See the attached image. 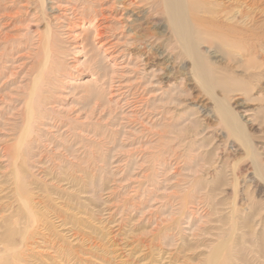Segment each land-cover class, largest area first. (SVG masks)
<instances>
[{"label":"rangeland","instance_id":"1","mask_svg":"<svg viewBox=\"0 0 264 264\" xmlns=\"http://www.w3.org/2000/svg\"><path fill=\"white\" fill-rule=\"evenodd\" d=\"M110 2L92 7L109 12ZM47 6L0 0V264H264V0H209L195 12L226 37L195 39L208 87L193 78L167 12L145 5L144 19H120L111 32L130 66L118 77L93 53L104 37L81 32L78 17L56 30ZM44 50L49 111L31 128ZM118 83L131 89L123 109ZM183 221L190 230L178 233Z\"/></svg>","mask_w":264,"mask_h":264},{"label":"bare ground","instance_id":"2","mask_svg":"<svg viewBox=\"0 0 264 264\" xmlns=\"http://www.w3.org/2000/svg\"><path fill=\"white\" fill-rule=\"evenodd\" d=\"M101 2L102 0H72V1H68V0H41V3H45L46 5H48V10H50L52 13H53V22L54 24L56 22L54 27L57 29H64L65 30V27H69L68 24L70 23L71 20H74L76 17L80 18V31L83 32L85 30H91V37L94 38V37H104L98 45H96V43H94L93 41H91V46H92V49L94 50L93 53H95V56H98L99 57V60L100 61H103L104 63V66L106 68H108L112 73H116L118 74L117 76L120 77L121 76V73L119 71L121 70H124L126 68H129V64H130V58L127 59L126 55H125V52H126V49L125 48H122L120 50L116 49V46L118 45L119 43V40L120 38H115L116 36L113 34V29H118L120 27H122L123 23L120 21V19L124 16H127L125 17L126 19V22H132V21H136L137 19H142L139 15L140 11H139V8L143 7V6H147L149 9H157V10H163L165 12H167L168 14V21H167V26L171 27L172 29V34L173 37L176 39V41L181 45L182 51L186 52V56L189 55V57L191 58V63H190V68H191V71L193 73V78L195 77V79H198L200 81V83H204L205 87H208L210 82L213 81V79L211 78L212 76L210 75L209 78L206 77V68L203 64V62L201 61V57H200V54L198 53L197 51V43L195 41V39L197 40V42L199 40H202L204 38H207V37H212V38H215V39H221V40H225V35L222 34V32L220 31H217L215 30V25L212 21H208V20H205V19H202L200 18L195 12H197V9L200 8H205L207 6V4L209 3V0H105V1H111L110 4V8L111 10H109V12H101L100 10L97 12L95 9H93V5L94 4L93 2ZM104 1V0H103ZM216 2V0H214ZM104 4V2H103ZM98 5V4H97ZM100 5V4H99ZM114 5V7H113ZM93 6V7H92ZM92 8V9H91ZM109 8V9H110ZM113 10H115L116 12L113 13ZM128 9H130L128 11ZM145 9V8H144ZM90 11V12H89ZM106 11V10H105ZM117 11H124V13H126L125 15H123L124 13L121 12V14H117ZM127 11V12H126ZM130 12V13H128ZM144 12V11H143ZM202 12H206V11H202ZM1 13V12H0ZM128 13V14H127ZM152 13V12H151ZM161 13V12H159ZM5 13H3L4 15ZM143 14V13H142ZM141 14V15H142ZM154 14V13H152ZM156 14H158L156 12ZM155 14V15H156ZM166 14V13H165ZM144 15V14H143ZM150 15V14H149ZM160 16V15H159ZM150 17V16H149ZM62 18V19H61ZM76 18V19H78ZM87 19V26L84 27V19ZM1 19V18H0ZM65 19L67 21H65ZM85 19V20H86ZM96 19H98L96 21ZM111 19V20H109ZM144 19V18H143ZM148 19V16L147 18ZM180 19L181 23H177L176 21ZM23 20V19H22ZM2 21V19H1ZM66 22V25L64 24H60L59 22ZM93 21H96L94 24H93ZM38 22V21H37ZM73 22V21H71ZM109 22H112L114 23V25H117L116 27H113L112 24H110ZM161 22V21H160ZM158 22V21H150V24H154L158 27H160L161 23ZM145 23V22H144ZM164 23V22H163ZM142 24V23H141ZM51 25V24H50ZM163 25V24H162ZM134 27V26H132ZM52 28V27H51ZM131 28V27H130ZM135 28V27H134ZM133 28V29H134ZM50 29V28H48ZM67 29V28H66ZM167 29V28H166ZM71 29H69L70 31ZM170 30V29H169ZM217 31L215 34L214 33H211V31ZM52 31V30H51ZM53 31H54V28H53ZM62 31V30H61ZM60 31V32H61ZM59 32V31H58ZM89 32V31H88ZM87 32V34H88ZM63 33V32H62ZM147 34V36H149V40L151 42V40H154L155 42L158 40L157 38H155L156 36H154L150 31H149V28L146 30L145 32ZM170 33V32H169ZM211 33V35H210ZM1 34V33H0ZM5 34V33H4ZM66 37L65 38H69L70 36H72L73 34L69 33V32H66L65 33ZM86 34V35H87ZM168 34V33H167ZM37 35V34H36ZM61 35V34H60ZM76 35V34H75ZM105 35V36H104ZM107 35V36H106ZM4 36V35H3ZM6 36V35H5ZM62 36V35H61ZM79 36V35H78ZM88 36V35H87ZM109 37H113L111 39H108ZM6 38V37H5ZM30 38V37H29ZM34 38V37H33ZM32 38V39H33ZM132 38V37H131ZM10 39V38H9ZM51 39V38H50ZM101 39V38H100ZM57 40V39H56ZM60 40V39H59ZM93 40V39H92ZM4 41V40H3ZM11 41V40H10ZM9 41V42H10ZM30 41V40H29ZM35 45L36 47L39 45V44H43V42L41 43V37L40 35H37L36 37V41H35ZM205 42V41H204ZM13 43V42H12ZM45 43V41H44ZM53 43V42H52ZM57 43V42H56ZM79 43V42H78ZM6 44V43H5ZM63 44V43H62ZM61 44V45H62ZM131 44V42H130ZM54 45V44H53ZM80 45V44H79ZM175 45V44H174ZM11 46V45H10ZM77 46V45H75ZM127 46V45H126ZM150 46V45H149ZM179 46V45H178ZM16 47V46H15ZM43 47V46H42ZM53 47V46H52ZM51 47V48H52ZM57 47V46H56ZM61 47V46H59ZM3 49H6L5 47H2ZM1 48V49H2ZM13 48V47H12ZM11 48V49H12ZM29 48V47H28ZM47 48V46H46ZM80 48V47H79ZM84 47H82L83 49ZM100 48H103V50H100ZM14 49V48H13ZM37 49V48H36ZM50 49V48H49ZM67 49V48H66ZM57 50V49H56ZM61 50V49H60ZM7 51V50H6ZM46 51V50H44ZM74 51V50H73ZM2 52V51H1ZM0 52V53H1ZM10 52V51H9ZM8 52V53H9ZM40 52V50H39ZM78 52V51H77ZM80 52V51H79ZM166 51H164L165 53ZM3 53V52H2ZM11 53V52H10ZM53 53V51H52ZM5 54V53H4ZM36 55V53H35ZM1 56V55H0ZM3 56V54H2ZM1 56V57H2ZM48 54H47V51L45 53V61H44V65L42 67V70L40 71L41 73L36 76L34 79H33V91L31 93V97L30 99L33 101V106L30 107L29 109V113H28V119H29V122H30V126L31 128L35 126H37V124H41L40 123V119L42 118H45V114H47V111H49L48 109L47 110H44V97L42 94L44 92H46V88L49 87V84H50V79L49 77L45 74L48 72ZM53 56V55H52ZM51 56V57H52ZM135 56V55H134ZM6 57V56H5ZM62 57V56H61ZM119 57H121L120 59H118ZM136 57V56H135ZM139 57V56H137ZM188 57V58H189ZM37 58V57H36ZM68 58V57H67ZM65 58V59H67ZM118 59V60H117ZM203 59V58H202ZM2 60V59H0ZM3 61V60H2ZM51 61V60H50ZM135 61V60H134ZM66 62V61H65ZM6 63V62H5ZM57 63V62H56ZM69 63V62H68ZM98 63H101V62H98ZM3 65V64H2ZM68 65V64H67ZM133 65V64H132ZM69 66V65H68ZM100 66V65H99ZM55 67V66H54ZM135 67L138 68V65H136ZM3 68V67H2ZM1 68V69H2ZM56 68V67H55ZM6 69V68H4ZM139 69V68H138ZM51 70V69H50ZM49 70V71H50ZM2 71V70H1ZM54 71V70H53ZM56 71V70H55ZM109 71V72H110ZM125 71V70H124ZM154 71V70H153ZM57 72V71H56ZM108 72V71H107ZM145 71L142 70V73L143 74ZM151 72V71H150ZM3 73V72H2ZM0 73V74H2ZM53 73V72H52ZM191 73V74H192ZM152 74V73H151ZM51 77V76H50ZM54 77V76H53ZM139 77V76H138ZM146 77V76H145ZM124 78V77H123ZM52 79V77H51ZM54 79V78H53ZM223 79H226V77H223ZM194 80V79H193ZM197 80V81H198ZM120 82V81H118ZM140 82V81H139ZM199 83V82H198ZM53 84V83H52ZM102 86V85H101ZM100 86V87H101ZM106 86V85H105ZM118 86L119 88L121 89H124V91L121 92L122 93H119L118 96L119 98L117 100H115V106H118V108H122L123 109V106L125 105H128L130 101L127 100L126 97H123L124 94H126V96L128 94H130V86H125L118 83ZM171 86V85H170ZM45 87V88H44ZM51 87V86H50ZM110 87V86H109ZM60 88V87H59ZM139 88V87H138ZM53 89V88H52ZM101 89V88H100ZM172 89V88H171ZM169 90V89H168ZM49 91V90H48ZM53 91V90H52ZM103 91V90H102ZM102 93V92H101ZM118 93V92H117ZM166 93V92H165ZM50 94V93H49ZM110 94V93H109ZM125 96V95H124ZM129 98V97H128ZM133 98V97H132ZM135 99V98H134ZM145 99V98H144ZM218 99V97H217ZM137 100V99H136ZM135 100V101H136ZM219 100V99H218ZM217 100V102H218ZM221 100V99H220ZM120 101H122V104L119 105ZM143 101V100H142ZM141 101V102H142ZM144 102V101H143ZM223 102V100H222ZM220 103V102H219ZM145 106L140 104L142 108H148V103L145 101L144 102ZM46 105V104H45ZM218 107V113H222L224 116L226 115L229 119L231 123V125L233 126V123L234 124V127L235 126H240V124L238 123V120L235 118V113L231 112V110L228 108V107H225L224 106V103L223 104H219ZM135 108V107H134ZM121 109V110H122ZM136 110V109H135ZM144 110V109H143ZM51 111V109H50ZM52 111H55L52 109ZM129 111V110H128ZM140 110H137L136 112L135 111H132L133 115L137 112H139ZM122 112V111H121ZM120 112V113H121ZM135 112V113H134ZM52 113V112H51ZM123 114V113H122ZM126 114V113H125ZM160 114V117L161 116H164L166 115V113L164 112H159ZM235 114V115H234ZM20 115V114H19ZM227 120V119H226ZM227 121L229 124L230 122ZM28 124V122H27ZM26 124V125H27ZM55 124V123H54ZM50 125L49 127L50 128H55L56 131H58V126L56 125ZM242 125V124H241ZM48 127V128H49ZM243 127V126H242ZM233 128V127H231ZM28 130V129H27ZM242 130V128L240 129ZM244 130V129H243ZM33 131V130H32ZM241 132V131H239ZM38 133V132H37ZM80 133H85L86 134V130L82 129L79 131V134ZM81 135V134H80ZM76 136H77V133H76ZM79 136V135H78ZM82 136V135H81ZM36 138V137H35ZM57 139V138H56ZM244 140V139H243ZM32 142V141H31ZM36 145V143H35ZM26 146V145H25ZM27 147V146H26ZM27 149V148H26ZM135 150V149H134ZM26 151V150H25ZM8 153L4 150L3 153H2V158H5L6 161H7V158H8ZM141 156V155H140ZM132 157V156H131ZM48 159V158H47ZM27 161H28V164L30 163H34L35 162V159H33V157L29 156L27 158ZM169 163V162H168ZM37 165V164H36ZM127 166V165H126ZM167 165L166 164H163V167L165 168ZM31 170H33V167L34 166H28ZM167 168V167H166ZM159 180V179H157ZM133 181V180H132ZM175 182V181H174ZM144 184V183H143ZM150 184V183H149ZM149 191V189H148ZM133 194V193H132ZM91 195H94L96 198L100 199L101 196L98 195V193H92ZM150 196V195H149ZM146 197V195H145ZM155 201V200H154ZM166 206V205H165ZM153 209V208H152ZM149 213V212H148ZM122 217V216H121ZM139 219V218H138ZM148 219V218H147ZM119 220V219H118ZM123 221H118L116 225L118 228H120V224L122 223ZM186 222V221H185ZM185 222H181L180 225V229L178 231V233H185L186 231L190 230V227H191V223L190 224H187V225H184ZM192 222V221H191ZM159 223V222H158ZM202 224V223H201ZM184 225V226H183ZM154 227V226H153ZM155 228V227H154ZM118 229H115L113 231H111V233H114L113 236H112V239H114L115 241V245H117V248H119L120 250L122 248H125V246H123L121 244V238H117L119 237L120 235V232H117ZM173 236L172 235L170 238V243H172V240H173ZM117 238V239H116ZM120 240V241H119ZM118 241V242H117ZM174 242V241H173ZM117 243V244H116ZM166 244V245H171V244Z\"/></svg>","mask_w":264,"mask_h":264}]
</instances>
